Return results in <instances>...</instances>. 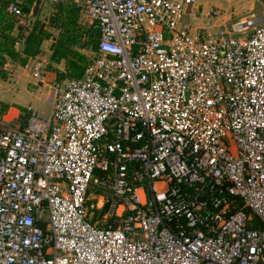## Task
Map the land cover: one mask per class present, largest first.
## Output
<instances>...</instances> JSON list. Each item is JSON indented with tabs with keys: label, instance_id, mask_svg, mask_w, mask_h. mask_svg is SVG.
<instances>
[{
	"label": "built area",
	"instance_id": "2783aa9c",
	"mask_svg": "<svg viewBox=\"0 0 264 264\" xmlns=\"http://www.w3.org/2000/svg\"><path fill=\"white\" fill-rule=\"evenodd\" d=\"M70 2L97 48L80 77L22 67L50 111L0 117V264H264V15L234 36L197 0Z\"/></svg>",
	"mask_w": 264,
	"mask_h": 264
},
{
	"label": "rangeland",
	"instance_id": "374dc122",
	"mask_svg": "<svg viewBox=\"0 0 264 264\" xmlns=\"http://www.w3.org/2000/svg\"><path fill=\"white\" fill-rule=\"evenodd\" d=\"M38 1L41 2L42 9L35 11L33 16L29 15L27 18L20 20L13 19L14 22L17 23L13 35L17 36L19 34L18 28H20V33L27 34L35 22L43 24L50 36L49 40L46 41L42 47V55L47 59V71L51 70L55 75H70L71 70L68 69L67 61L63 60L54 63L50 60L51 46L54 41L57 40L59 34V27L57 24L58 22H65L57 17V6L63 4L62 2H66L64 4L69 2H67V0H58V4L55 5L53 0ZM22 2L23 0H18V4ZM196 5L200 6V9H203L204 12L210 10L219 11V24L224 25L225 29L234 36L242 35L241 32L243 31H241V27L243 24L240 25L242 21L248 22L252 20V18H259L264 12V0H197ZM78 11V30L86 32L92 26H90V21L84 11L81 8H78ZM198 22L202 23L201 20H198ZM259 25L260 24H257L256 27ZM88 40L87 37L82 35V43L87 45ZM89 49V46L83 47L80 49V53L85 57L89 56ZM31 66L32 64L30 65V69ZM31 71L32 70H25L19 67L17 63H11L7 67V70L3 71L0 76V106L6 105L8 108L18 110H13L9 114V118L15 116V114L19 116L17 121L14 122V127L18 125L25 126L28 117L27 110L29 108L38 110L42 116L48 114L50 111L48 105H45L48 89L43 88L41 84L33 80ZM90 193L89 191L88 194ZM99 217L100 215H95L94 221Z\"/></svg>",
	"mask_w": 264,
	"mask_h": 264
},
{
	"label": "trees",
	"instance_id": "16d2710c",
	"mask_svg": "<svg viewBox=\"0 0 264 264\" xmlns=\"http://www.w3.org/2000/svg\"><path fill=\"white\" fill-rule=\"evenodd\" d=\"M34 0H23L21 4L16 0H0V76L3 73L2 68L5 59L8 58L19 66L24 67L29 59L41 55V47L44 42L49 40V34L46 27L40 22H35L27 34L20 33L13 35L16 24L12 17L6 13V8L16 3L24 15L29 13ZM18 2V1H17ZM78 7L72 3L59 4L57 6V17L65 22H58L59 34L57 40L51 46L50 60L54 63L67 61L70 75H56L57 80L66 77H80L83 74L84 67L88 64V58L80 53V49L89 46L96 50V39L98 31L90 27L86 32L79 31L77 27ZM82 35L87 37L88 44L82 43ZM22 44V49L16 51L15 44ZM106 209H103V213Z\"/></svg>",
	"mask_w": 264,
	"mask_h": 264
},
{
	"label": "crops",
	"instance_id": "0c3cea01",
	"mask_svg": "<svg viewBox=\"0 0 264 264\" xmlns=\"http://www.w3.org/2000/svg\"><path fill=\"white\" fill-rule=\"evenodd\" d=\"M67 2H69V3H71L70 2V0H67ZM63 4L64 3H66V2H62ZM68 4V3H67ZM28 14H26L25 16H27ZM264 15V12H263V14H262V16ZM28 17V16H27ZM26 18V17H25ZM259 18H261V17H259ZM14 19V18H13ZM37 20H39V19H37ZM243 22V21H242ZM16 25H17V23H15ZM237 25V24H236ZM235 25V26H236ZM234 26V27H235ZM30 32V31H29ZM97 40V39H96ZM46 42H44L43 43V45H42V47L44 46V44H45ZM21 46V48H19V49H17L16 51H20L21 49H22V44H20ZM42 47H41V55H39V56H43L42 55ZM39 56H37V57H39ZM37 57H35V58H37ZM34 58H32V59H29L28 60V62H30V61H32ZM27 62V63H28ZM9 63L11 64V63H13L14 64V62H12L10 59H8V58H6L5 59V63L4 64H8L9 65ZM19 66V65H18ZM19 67H21V66H19ZM53 67V66H52ZM22 68V67H21ZM52 69V68H51ZM55 69H57V68H55ZM45 80H46V82L47 81H51V80H54L55 78H56V75H55V73H52L51 72V70H48V71H46V74H45ZM18 111V110H16V109H13V108H8L6 105H3V106H0V117H3L4 119H5V121H7V124H8V127L10 128V129H18L19 127H22L21 125H18V126H13L14 125V122L15 121H17V119L19 118V116H18V114H15V116H12L11 118H9L10 116H9V114L11 113V111Z\"/></svg>",
	"mask_w": 264,
	"mask_h": 264
},
{
	"label": "bare ground",
	"instance_id": "6f19581e",
	"mask_svg": "<svg viewBox=\"0 0 264 264\" xmlns=\"http://www.w3.org/2000/svg\"><path fill=\"white\" fill-rule=\"evenodd\" d=\"M243 24V25H242ZM244 24H246L245 22H241V24L240 25H242V30L241 31H244L245 30V27H244ZM238 32H240V31H238Z\"/></svg>",
	"mask_w": 264,
	"mask_h": 264
}]
</instances>
